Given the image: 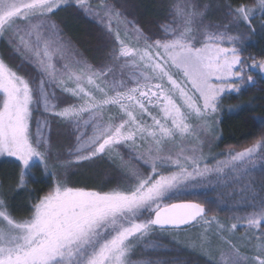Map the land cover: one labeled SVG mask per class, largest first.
<instances>
[{
  "label": "snow or ice",
  "instance_id": "snow-or-ice-1",
  "mask_svg": "<svg viewBox=\"0 0 264 264\" xmlns=\"http://www.w3.org/2000/svg\"><path fill=\"white\" fill-rule=\"evenodd\" d=\"M156 7L153 28L128 0H0V158L16 169L0 180V264H181L159 240L188 229L206 264H264V115L246 145L212 150L222 99L264 83V58L244 55L264 0ZM68 10L95 24L99 55L65 34ZM81 166L110 171L78 186ZM37 167L48 188L18 217L11 193Z\"/></svg>",
  "mask_w": 264,
  "mask_h": 264
},
{
  "label": "rangeland",
  "instance_id": "rangeland-1",
  "mask_svg": "<svg viewBox=\"0 0 264 264\" xmlns=\"http://www.w3.org/2000/svg\"><path fill=\"white\" fill-rule=\"evenodd\" d=\"M131 4V11L135 14V17L141 21L145 22V26H151L155 28L157 26V22H164V14L156 7V0H128ZM156 16L160 17L157 18ZM59 17L63 20L62 27L64 28V32L67 36H69L72 41L80 48L81 51L86 52L89 56H91L94 52L99 55L102 52L101 41L99 39V33L96 29L94 23L90 22L87 18L75 14L73 11L68 10L65 12H61ZM210 19H214V17H210ZM257 36V35H256ZM256 36L251 37V39L247 42L244 55L246 56H255L257 59L264 58V53L256 51L254 48L255 38ZM264 39V38H263ZM3 48V45H0V49ZM255 75V73H250ZM264 91V83L258 82L254 87H248L246 90L241 91L239 94L226 95L228 99L231 98L232 102L235 104L244 102L248 100L251 96L257 95L259 92ZM250 96V97H249ZM247 99V100H246ZM254 102V99H252ZM238 106L235 108L232 106L227 107L228 109L238 110ZM242 106H240L241 108ZM223 107L220 105V119L223 114ZM253 116H260V114H247L246 121L249 127V130L252 134H254L258 129L253 128ZM219 127V126H218ZM220 134V130H219ZM54 148L53 151L64 150L66 151L67 141H64V147L61 149L60 145L53 141ZM219 144V142H218ZM218 144L212 150L213 151H221L218 149ZM247 144V143H246ZM245 144V145H246ZM241 146H236L240 148ZM104 171H110L107 169V166H104L103 170L91 169L87 166H81L78 168H72L70 170V179L75 182L78 186H92L95 183V179L97 175L101 178L103 177ZM230 192L228 190H217L216 192H211L208 194L213 197L214 200H221L227 198V193ZM230 215V213L228 214ZM243 230H241L242 232ZM195 235L192 229H188L186 234H181L176 237L177 243H171L172 238H161L159 243L162 245H166L174 250L171 252H163L159 253L162 257H171L179 260L181 264H206V258L197 250H194L191 245L194 243L193 236ZM155 256L156 254L150 253Z\"/></svg>",
  "mask_w": 264,
  "mask_h": 264
},
{
  "label": "trees",
  "instance_id": "trees-1",
  "mask_svg": "<svg viewBox=\"0 0 264 264\" xmlns=\"http://www.w3.org/2000/svg\"><path fill=\"white\" fill-rule=\"evenodd\" d=\"M156 17L160 18L158 16ZM254 48L256 49V51L264 53V39L259 35H257L255 38ZM252 99H254V102H252ZM245 102L246 103L240 102L238 104H235L234 102H232L231 98L228 99V97H224L222 99L221 106L224 109L219 123V130L222 139L219 141L217 147L218 149L224 150L229 146L236 147L245 145L246 143L250 142L258 133L259 130L254 134L250 132L246 121V115L250 113L264 115V91L259 92L257 95H254V97L251 96ZM236 105L238 106V110H235L232 113L227 111L228 106H232L233 108H235ZM240 106L242 107L240 108ZM15 171L16 169L11 163H9L5 158H0V180H3L5 182V185H14ZM33 173L37 179H29L27 185L28 190L11 193V195L14 197L13 203L18 208L16 212V215L18 217H23L27 214L25 205L28 203L31 195L41 194V189L46 191L48 188V185L41 179L42 173L40 168H34ZM33 189L36 191H29ZM211 198L213 199V197ZM206 206L211 209L209 213L210 215L214 214L219 217H225L229 214L227 210L221 211L215 203L208 202Z\"/></svg>",
  "mask_w": 264,
  "mask_h": 264
}]
</instances>
